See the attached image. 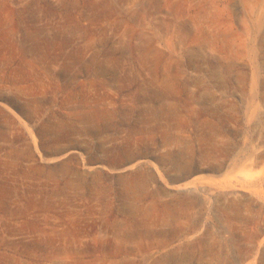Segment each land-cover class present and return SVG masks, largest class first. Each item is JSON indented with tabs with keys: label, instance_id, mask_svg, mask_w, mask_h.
Segmentation results:
<instances>
[{
	"label": "rangeland",
	"instance_id": "obj_1",
	"mask_svg": "<svg viewBox=\"0 0 264 264\" xmlns=\"http://www.w3.org/2000/svg\"><path fill=\"white\" fill-rule=\"evenodd\" d=\"M0 264H264V0H0Z\"/></svg>",
	"mask_w": 264,
	"mask_h": 264
},
{
	"label": "water",
	"instance_id": "obj_2",
	"mask_svg": "<svg viewBox=\"0 0 264 264\" xmlns=\"http://www.w3.org/2000/svg\"><path fill=\"white\" fill-rule=\"evenodd\" d=\"M188 180H189V179H187V180L183 181L182 183H186V182H188Z\"/></svg>",
	"mask_w": 264,
	"mask_h": 264
}]
</instances>
